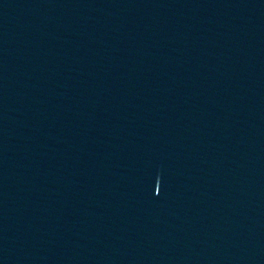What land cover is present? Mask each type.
I'll return each instance as SVG.
<instances>
[{"label":"water","instance_id":"obj_1","mask_svg":"<svg viewBox=\"0 0 264 264\" xmlns=\"http://www.w3.org/2000/svg\"><path fill=\"white\" fill-rule=\"evenodd\" d=\"M158 264H264V130L213 202Z\"/></svg>","mask_w":264,"mask_h":264}]
</instances>
